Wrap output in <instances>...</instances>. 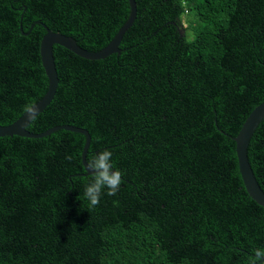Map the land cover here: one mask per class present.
<instances>
[{"label":"trees","instance_id":"obj_1","mask_svg":"<svg viewBox=\"0 0 264 264\" xmlns=\"http://www.w3.org/2000/svg\"><path fill=\"white\" fill-rule=\"evenodd\" d=\"M135 3L119 53L85 59L53 45L57 88L27 126L87 129L86 162L110 150L119 191L89 207L81 133L0 137V264H249L264 250V207L244 188L232 139L264 101V0ZM129 10L0 0V124L47 90L42 23L94 51ZM247 157L264 192V118Z\"/></svg>","mask_w":264,"mask_h":264},{"label":"water","instance_id":"obj_2","mask_svg":"<svg viewBox=\"0 0 264 264\" xmlns=\"http://www.w3.org/2000/svg\"><path fill=\"white\" fill-rule=\"evenodd\" d=\"M129 14L123 25L117 30L113 38L102 48L98 50H87L77 44L76 40L60 32L50 30L45 24L42 23L45 33L42 35L39 44V53L42 67L48 80L47 90L44 95L33 105H31L23 114L9 124H0V137L3 136H22V137H42L50 134L58 129H66L81 133L85 136V142L81 153V161L86 170V174H91L92 170L88 169L87 162L85 160V153L87 152L90 135L87 129L78 127L71 124H60L52 126L42 132H31L27 130V126L30 121L50 103L52 100L57 84L58 76L54 64L53 57V45L58 44L65 47L74 54L85 59H103L109 54L119 53V43L125 31L132 25L136 17V3L135 0H128ZM36 22V21H35ZM34 23L31 24V27ZM29 29V31H30ZM27 31L26 33H28ZM182 29L179 32L182 33ZM264 118V101L255 106L245 118L237 134L232 137L235 142V152L237 157L239 173L244 185V188L248 195L259 205L264 207V192L260 188L258 182L255 179L253 171L247 157V147L249 140L256 129L257 125Z\"/></svg>","mask_w":264,"mask_h":264},{"label":"clouds","instance_id":"obj_3","mask_svg":"<svg viewBox=\"0 0 264 264\" xmlns=\"http://www.w3.org/2000/svg\"><path fill=\"white\" fill-rule=\"evenodd\" d=\"M113 153L110 150L100 151L87 162L88 169L92 170L93 179L84 192L89 202V207L94 208L100 203L102 191L106 188L107 195L114 196L122 183V172L114 168L112 162ZM66 159L71 160L69 155ZM249 264H264V250L256 249L249 258Z\"/></svg>","mask_w":264,"mask_h":264},{"label":"rangeland","instance_id":"obj_4","mask_svg":"<svg viewBox=\"0 0 264 264\" xmlns=\"http://www.w3.org/2000/svg\"><path fill=\"white\" fill-rule=\"evenodd\" d=\"M182 25H183L184 27L186 26L185 23H183ZM179 29H182V28H179ZM182 30H183V29H182ZM187 32H188V34L190 33V31H188V30H187ZM184 33H185V30L182 31V34H184Z\"/></svg>","mask_w":264,"mask_h":264}]
</instances>
